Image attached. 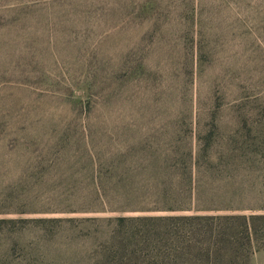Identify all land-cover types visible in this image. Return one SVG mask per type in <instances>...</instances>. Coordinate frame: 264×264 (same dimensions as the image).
I'll return each mask as SVG.
<instances>
[{
    "label": "trees",
    "instance_id": "obj_1",
    "mask_svg": "<svg viewBox=\"0 0 264 264\" xmlns=\"http://www.w3.org/2000/svg\"><path fill=\"white\" fill-rule=\"evenodd\" d=\"M212 2L48 0L38 37L42 0H0V264L48 225L93 231L87 264H249L264 250V206L210 187L241 168L215 143L224 115L245 117L225 99L244 88L212 84L239 83L237 56L221 69L209 49Z\"/></svg>",
    "mask_w": 264,
    "mask_h": 264
},
{
    "label": "rangeland",
    "instance_id": "obj_2",
    "mask_svg": "<svg viewBox=\"0 0 264 264\" xmlns=\"http://www.w3.org/2000/svg\"><path fill=\"white\" fill-rule=\"evenodd\" d=\"M37 9L33 23L35 36H48V0H42ZM211 13L208 15L206 34L212 44L210 50L226 56L219 68L225 69L231 61V56H237V74L239 83H212L215 87H234L239 85L244 90L241 94L226 95L227 102L237 100L244 108L243 119L232 117L227 112L221 122L225 130L215 140L223 148H236L240 169L226 183L211 182L213 196L215 189L222 187L226 196L233 197L236 204L244 206H264V0H225L223 5L218 0L212 2ZM61 11V10H60ZM104 20L118 21L120 16L107 15L101 12ZM106 34L114 33L106 31ZM221 40L217 46L214 42ZM218 70V67H216ZM32 83H48V78L34 79ZM239 120V121H238ZM242 120V122H241ZM240 122V123H239ZM237 127L235 133L228 127ZM34 146L48 155V144L52 139L48 135L32 136ZM80 227L56 229L50 225L45 231H28L24 241L29 254L23 257L16 255L18 264H87L84 253L92 251L86 234ZM24 255V254H23ZM249 264H264V250L253 253Z\"/></svg>",
    "mask_w": 264,
    "mask_h": 264
}]
</instances>
